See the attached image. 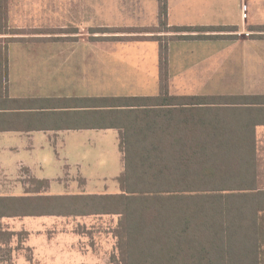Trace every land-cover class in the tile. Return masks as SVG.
Segmentation results:
<instances>
[{
	"label": "crops",
	"instance_id": "obj_1",
	"mask_svg": "<svg viewBox=\"0 0 264 264\" xmlns=\"http://www.w3.org/2000/svg\"><path fill=\"white\" fill-rule=\"evenodd\" d=\"M155 3L154 22L129 26L118 13L130 2L105 7L102 19L95 15L98 4L93 0H8V29L20 32L0 35L6 55L0 63V196L24 195L25 177L47 180L51 195L116 193L123 171L120 147L146 132L155 135L163 122L172 131L174 123L182 130L192 120L214 125L227 120L224 128L231 134L254 135L257 184L264 188V37H252L264 35V0H166L168 26L213 27L178 34L232 36L167 42L168 97L185 102L189 96H208L215 102L237 103L207 106L140 103L159 93V43L148 37L173 32L97 30L155 27L158 0ZM122 36L133 39L117 38ZM174 46L202 55L193 63L180 59L181 70L211 67L214 77L236 74L242 81L232 86L246 90L179 92L182 83L171 74ZM247 101L258 104L243 103ZM50 217L76 218L35 216ZM259 235L264 264V213ZM36 244L42 254L41 248H49Z\"/></svg>",
	"mask_w": 264,
	"mask_h": 264
},
{
	"label": "trees",
	"instance_id": "obj_2",
	"mask_svg": "<svg viewBox=\"0 0 264 264\" xmlns=\"http://www.w3.org/2000/svg\"><path fill=\"white\" fill-rule=\"evenodd\" d=\"M7 2L0 0V35L20 32L8 29ZM166 17V0H158L155 27L97 29L112 33H174L148 37L159 43V93L149 98V102H140L141 105L237 104L215 102L208 96H189L185 102L168 97L169 40L232 36L181 35L178 33L205 32L213 27L168 26ZM16 40L20 39H5ZM5 56L0 47L1 64L5 63ZM248 101L243 103L258 104ZM163 123L155 135L146 132L120 147L123 171L117 177L118 192L51 195L43 193L49 186L47 180L30 178L24 195L0 196V220L25 216L116 215L113 236L117 254L112 257V264H260L259 226L264 213V188L257 184L255 136L231 134V129L224 128L227 120L218 125L208 120L201 124L192 120L182 130L174 123L172 131L163 127ZM14 234L0 226V249L9 252L7 244Z\"/></svg>",
	"mask_w": 264,
	"mask_h": 264
},
{
	"label": "rangeland",
	"instance_id": "obj_3",
	"mask_svg": "<svg viewBox=\"0 0 264 264\" xmlns=\"http://www.w3.org/2000/svg\"><path fill=\"white\" fill-rule=\"evenodd\" d=\"M121 1L125 3V6H128L129 2L131 3L127 8H124L125 11L118 13L119 18L126 25L154 22L155 0H93L94 5L98 4L94 11L99 13L94 14L104 19V10L107 9L105 7L117 6V3ZM104 2H107L106 6H104ZM171 55V74L174 75L175 80L182 83L179 92L213 94L246 90L232 86L242 81L236 77L235 73L234 77L223 72L214 77L211 67H205L204 64L202 65V68L205 67L203 71L181 70L180 59L181 62L184 58L193 63L195 58L198 62L202 55L195 56L189 50H183L179 46L173 47ZM198 69L199 67H197ZM207 69L210 71H206ZM22 179L23 182H26L23 187H28L30 179L26 177ZM48 192L52 191L47 189L43 193L48 194ZM117 219L116 215L76 218L50 217L43 220L35 217L3 218L0 220L1 228L13 231L15 234L7 244L9 252L0 249V264H112V257L117 254L116 240L113 236ZM36 243L48 245L49 248H41L45 254L39 252Z\"/></svg>",
	"mask_w": 264,
	"mask_h": 264
}]
</instances>
